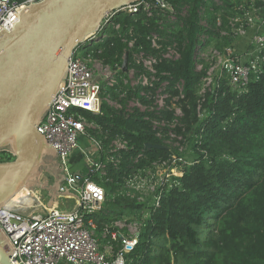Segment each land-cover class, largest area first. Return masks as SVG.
I'll return each instance as SVG.
<instances>
[{
  "label": "trees",
  "instance_id": "trees-1",
  "mask_svg": "<svg viewBox=\"0 0 264 264\" xmlns=\"http://www.w3.org/2000/svg\"><path fill=\"white\" fill-rule=\"evenodd\" d=\"M169 2L178 13L187 11L170 25L169 34L160 32L162 37L174 39L180 50L178 61L159 66L160 71L170 74L166 90L170 99L165 106L171 105L170 100L177 96L175 84L182 81L183 99L175 103L182 116L175 125L153 127L151 123L160 117L171 123L172 112L168 110H125L130 100L138 98V91L120 79L114 87L102 89V96H109L119 108L102 101L99 114L77 111L96 127L86 130L79 140L80 147L90 148V138L100 142L93 159L102 168L87 175L106 194L102 210L91 215L96 222V237L100 243L105 242L101 235L111 221L125 217L141 220L145 206L126 195L125 179L174 154L186 162L181 167L182 176L162 193L157 207L142 220L138 243L126 255V264H264V68L243 92L231 90L222 81L200 96L203 73L195 71L193 55L201 29V9L209 27L204 47H221L229 41H219L215 21L220 11L221 18L229 15L232 5L228 0H223L224 7L206 0ZM115 22L120 30L107 27L109 38L94 46L102 49L99 57L106 63L120 62L124 51L130 62L138 47L155 54L147 41V36L157 30L153 18L118 16ZM129 29L136 37L130 50L121 40ZM88 45L82 47L89 49ZM139 100L147 105V101ZM199 105L201 118L197 115ZM169 133L175 138L171 139ZM117 138L124 140L126 147L111 153V142ZM145 144L165 148L147 149ZM178 146L187 147L190 161L183 152L178 153ZM10 159L9 154L0 153L1 161ZM82 171L88 173L87 168Z\"/></svg>",
  "mask_w": 264,
  "mask_h": 264
},
{
  "label": "built area",
  "instance_id": "built-area-1",
  "mask_svg": "<svg viewBox=\"0 0 264 264\" xmlns=\"http://www.w3.org/2000/svg\"><path fill=\"white\" fill-rule=\"evenodd\" d=\"M39 1L41 0L16 3L12 0H0V32L11 31L25 7ZM206 1H211L214 6L224 7L223 0ZM228 1L232 5L231 12L223 18L222 11L218 12L214 25L219 41H229L221 47H204L209 27L205 17L203 18L205 11L201 9V29L193 55L195 71L203 73L200 96L222 81L231 90L243 92L248 83L263 72L264 0ZM186 12L184 10L178 13L169 0H136L108 13L98 32L88 36L81 47H77L72 53L67 63L66 77L36 127L37 132L55 151L64 175L63 184L59 188L61 206L55 205L56 202L51 207H45L40 214H26L22 212V202L18 200L15 204H6L0 209V230L8 236L13 246L10 264H126V255L138 243L142 220L149 217L150 211L157 207L162 193L177 184V178L182 176L181 167L186 162L173 154L165 161H154L145 170L128 176L124 182L126 195L135 197L139 204H146L145 216L141 220L125 217L111 221L105 225L101 235L105 242L100 243L95 234L96 222L91 215L102 210L106 194L102 187L87 177L102 168L93 159L100 149V142L90 138L89 150L80 147L79 140L85 137L86 130L96 127L77 111L99 114L102 101L119 108V105L110 102L109 96H102V89L114 87L120 79L124 85L138 91V98L130 100L125 110L135 108L142 113L168 110L172 112L171 123L161 117L151 123L153 127H173L182 116L180 108L175 104L183 99L182 81L175 84L177 96L170 100L171 105L165 106V102L170 99L166 93L170 74L160 71L159 66L178 61L180 50L174 39L162 37L160 32L169 34L172 27L170 25L177 20L178 15L182 17ZM128 15L134 18L144 15L145 18L155 20L157 30L147 36L155 54L145 53L138 47L132 53L130 62L128 61L126 72H122L121 65L126 51L120 62L106 63L99 57L102 49L94 46L109 38L105 32L107 27L114 31L120 30V24L115 22L116 17ZM247 37L249 44L239 48V40ZM121 38L128 50L134 48L136 37L133 29H129ZM164 42L169 44L163 45ZM85 43H89L92 50L85 52L87 49L82 47ZM81 51L84 52L81 54ZM139 99L147 101V105L142 104ZM197 115L199 118L203 117L200 105L197 107ZM169 137L175 138L172 133H169ZM176 146L173 144V147ZM125 147L126 142L117 138L111 142L110 152L114 153ZM183 149L178 146V153L183 152ZM77 150L82 154L83 160L80 169L76 170L72 169L77 164L74 165L71 156ZM171 165L176 167L172 171L173 175L168 173ZM82 168H87L88 173H84ZM67 191L71 196L63 195ZM35 196L34 192L28 191L21 201ZM66 200H73L75 204L68 207Z\"/></svg>",
  "mask_w": 264,
  "mask_h": 264
},
{
  "label": "water",
  "instance_id": "water-1",
  "mask_svg": "<svg viewBox=\"0 0 264 264\" xmlns=\"http://www.w3.org/2000/svg\"><path fill=\"white\" fill-rule=\"evenodd\" d=\"M136 0H41L21 12L9 32H0V209L23 189L51 191L39 182L44 155L55 151L36 127L66 77L67 63L84 40L98 32L105 16ZM128 54L121 70L126 72ZM145 148L164 149L145 144ZM49 193L48 207L59 198ZM63 195L71 196L67 191ZM13 246L0 230V264H10Z\"/></svg>",
  "mask_w": 264,
  "mask_h": 264
},
{
  "label": "rangeland",
  "instance_id": "rangeland-1",
  "mask_svg": "<svg viewBox=\"0 0 264 264\" xmlns=\"http://www.w3.org/2000/svg\"><path fill=\"white\" fill-rule=\"evenodd\" d=\"M250 42L249 40V37H247L246 39H241L239 40L238 42V47L239 48H244L246 47V45H248ZM90 45H88L89 47ZM92 50V48H89L87 50H85V52H88ZM84 51H81V54L83 53ZM183 155H185V158H187L186 160L187 161H190L189 160V151L187 149V147L184 148L183 150ZM80 154H79V151H75L73 153V155L71 156V161L73 163H75L74 165L77 164V166L73 167L72 169H80L81 167V159H80ZM43 165L39 168V175H38V181L39 182H47L48 186H51V191H44V190H41V189H34L32 190V192H34L36 194V196L34 198H25L23 201L22 198H24L26 196V193L30 190H23L22 192H20L15 198L14 200L9 204V205H13L15 204L18 200H20L21 203V210L22 212L26 213V214H29V213H34V214H40L45 207H48V203H49V193L51 194L52 190L55 189L59 184H63V179H62V176L63 173L61 172V170L59 169V163H58V160L57 158L54 156V155H44L43 156ZM176 167H172L171 165V168H170V171L168 172L169 175H173V169H175ZM171 177V176H170ZM62 179V180H61ZM135 198V197H134ZM57 202V203H56ZM66 205L68 207H72L75 202L73 200H66ZM56 203V204H55ZM58 205L59 207L61 206V199L60 198H57L53 201L52 205ZM145 205V209L142 211V207H141V210L139 212L141 217L142 216H145V213H146V209H147V206L146 204Z\"/></svg>",
  "mask_w": 264,
  "mask_h": 264
},
{
  "label": "flooded vegetation",
  "instance_id": "flooded-vegetation-1",
  "mask_svg": "<svg viewBox=\"0 0 264 264\" xmlns=\"http://www.w3.org/2000/svg\"><path fill=\"white\" fill-rule=\"evenodd\" d=\"M11 159H12V158H11ZM11 159H10V160H11ZM59 169H60L61 172H62V169H61L60 167H59ZM62 173H63V172H62ZM62 179L64 180V176H62ZM62 179H61V180H62ZM63 180H62V181H63Z\"/></svg>",
  "mask_w": 264,
  "mask_h": 264
},
{
  "label": "bare ground",
  "instance_id": "bare-ground-1",
  "mask_svg": "<svg viewBox=\"0 0 264 264\" xmlns=\"http://www.w3.org/2000/svg\"><path fill=\"white\" fill-rule=\"evenodd\" d=\"M23 190H24V189H23ZM23 190H22V191H23ZM22 191H21V192H22ZM17 195H18V194H17ZM17 195H16V196H17ZM16 196H15V197H16ZM15 197H14V198H15ZM14 198H13V200H14ZM13 200H12V201H13ZM12 201L8 202V205H9Z\"/></svg>",
  "mask_w": 264,
  "mask_h": 264
},
{
  "label": "crops",
  "instance_id": "crops-1",
  "mask_svg": "<svg viewBox=\"0 0 264 264\" xmlns=\"http://www.w3.org/2000/svg\"><path fill=\"white\" fill-rule=\"evenodd\" d=\"M86 150H89V148L88 149H86ZM81 154V153H80Z\"/></svg>",
  "mask_w": 264,
  "mask_h": 264
}]
</instances>
